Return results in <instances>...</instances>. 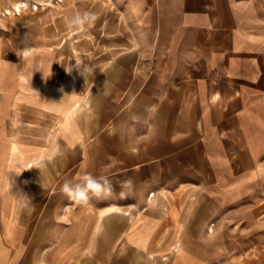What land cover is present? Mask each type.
<instances>
[{"label":"crops","instance_id":"crops-1","mask_svg":"<svg viewBox=\"0 0 264 264\" xmlns=\"http://www.w3.org/2000/svg\"><path fill=\"white\" fill-rule=\"evenodd\" d=\"M58 4L89 38L0 44V264H204L209 217L264 193V0ZM86 172L113 195L61 193Z\"/></svg>","mask_w":264,"mask_h":264},{"label":"rangeland","instance_id":"rangeland-1","mask_svg":"<svg viewBox=\"0 0 264 264\" xmlns=\"http://www.w3.org/2000/svg\"><path fill=\"white\" fill-rule=\"evenodd\" d=\"M59 7L58 0H0V44L22 36L37 37L39 30L47 45L75 44L89 38L88 32L66 31ZM209 218L210 249L204 264H264V193L255 195L247 205L219 210Z\"/></svg>","mask_w":264,"mask_h":264},{"label":"clouds","instance_id":"clouds-1","mask_svg":"<svg viewBox=\"0 0 264 264\" xmlns=\"http://www.w3.org/2000/svg\"><path fill=\"white\" fill-rule=\"evenodd\" d=\"M98 20V14L90 9L83 11H76L70 16L64 18L65 29L70 34H83L93 28ZM32 49L23 48L22 53L25 58L31 55ZM76 67L80 70L81 74L85 77V73L93 74V68L90 66H83L81 62L76 61ZM68 71H71L69 68ZM58 154V149L54 148L52 155ZM46 165L42 162L40 167ZM19 175V174H17ZM42 186V185H41ZM120 198L126 199L131 194L134 188V181L132 178H128L120 181ZM61 193L69 200L73 201L75 205H88L91 197L97 199H108L113 195L112 180L106 175L96 176L92 173H84L76 181L65 180L60 188ZM29 203L28 196L25 195V204Z\"/></svg>","mask_w":264,"mask_h":264},{"label":"bare ground","instance_id":"bare-ground-1","mask_svg":"<svg viewBox=\"0 0 264 264\" xmlns=\"http://www.w3.org/2000/svg\"><path fill=\"white\" fill-rule=\"evenodd\" d=\"M20 4H21V2L18 3L19 6H20ZM22 5H24V4H22ZM18 9H19V8H18Z\"/></svg>","mask_w":264,"mask_h":264},{"label":"built area","instance_id":"built-area-1","mask_svg":"<svg viewBox=\"0 0 264 264\" xmlns=\"http://www.w3.org/2000/svg\"><path fill=\"white\" fill-rule=\"evenodd\" d=\"M152 195V194H151Z\"/></svg>","mask_w":264,"mask_h":264}]
</instances>
